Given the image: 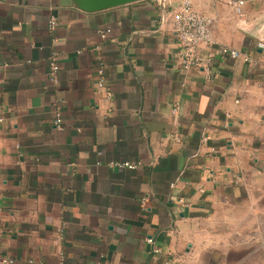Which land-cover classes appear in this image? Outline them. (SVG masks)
<instances>
[{
	"label": "crops",
	"instance_id": "crops-1",
	"mask_svg": "<svg viewBox=\"0 0 264 264\" xmlns=\"http://www.w3.org/2000/svg\"><path fill=\"white\" fill-rule=\"evenodd\" d=\"M186 1L217 43L189 70ZM238 1L0 0V257L264 264V0Z\"/></svg>",
	"mask_w": 264,
	"mask_h": 264
},
{
	"label": "built area",
	"instance_id": "built-area-1",
	"mask_svg": "<svg viewBox=\"0 0 264 264\" xmlns=\"http://www.w3.org/2000/svg\"><path fill=\"white\" fill-rule=\"evenodd\" d=\"M245 1L241 0L234 3L235 11L239 16L243 15V6ZM174 30L176 36L179 40L180 45L183 48V53L181 56V65L185 70H189L193 67L202 66V60L197 54L198 47L200 45L214 46L216 45V40L213 34V21L197 12L192 2H184L179 9L173 15ZM57 20L52 18L51 27L56 26ZM111 30H103L100 32V36L103 39H107ZM260 49H264V42L260 41L258 44ZM221 54L223 57H228L233 60H242L246 64L255 63L254 58L247 55L241 51L233 49L228 46H223L221 49ZM59 70L58 65L54 62L52 64V72L56 73ZM100 77V86H103L104 70L101 69L98 72ZM2 121V119L0 120ZM56 125L59 130H63L62 119L60 114L57 115ZM121 167L134 168L131 164H120ZM148 243L154 245L153 238L148 239ZM153 252L155 254L160 253L159 249L154 248ZM0 264H16L15 260L9 257H0Z\"/></svg>",
	"mask_w": 264,
	"mask_h": 264
},
{
	"label": "water",
	"instance_id": "water-1",
	"mask_svg": "<svg viewBox=\"0 0 264 264\" xmlns=\"http://www.w3.org/2000/svg\"><path fill=\"white\" fill-rule=\"evenodd\" d=\"M145 0H73L75 6L86 12H101Z\"/></svg>",
	"mask_w": 264,
	"mask_h": 264
}]
</instances>
